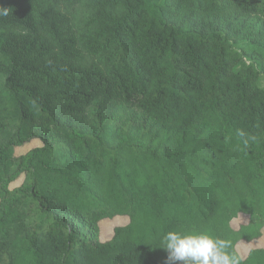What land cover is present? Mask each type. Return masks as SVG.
I'll return each instance as SVG.
<instances>
[{"label":"trees","instance_id":"trees-1","mask_svg":"<svg viewBox=\"0 0 264 264\" xmlns=\"http://www.w3.org/2000/svg\"><path fill=\"white\" fill-rule=\"evenodd\" d=\"M0 8V264H167L169 231L237 256L262 237L264 0Z\"/></svg>","mask_w":264,"mask_h":264},{"label":"clouds","instance_id":"clouds-1","mask_svg":"<svg viewBox=\"0 0 264 264\" xmlns=\"http://www.w3.org/2000/svg\"><path fill=\"white\" fill-rule=\"evenodd\" d=\"M8 9L0 8V15ZM167 264H241V258L227 251L225 241L204 233L169 231L161 238Z\"/></svg>","mask_w":264,"mask_h":264},{"label":"rangeland","instance_id":"rangeland-1","mask_svg":"<svg viewBox=\"0 0 264 264\" xmlns=\"http://www.w3.org/2000/svg\"><path fill=\"white\" fill-rule=\"evenodd\" d=\"M256 86L264 90V75L259 74L258 79L256 81ZM5 142H6L5 139H0V148L5 144ZM34 146H39V142L33 141V142L27 144L23 149L17 150L16 153L21 154V153L25 152L26 150H28L29 148L34 147ZM0 176H4V173L0 172ZM121 218H123V217H118L117 219H121ZM105 221H108V220L101 221L100 229H101L102 234L106 240L108 238V233H109L110 229L112 228L113 224H111V225L110 224H104ZM247 222H248V217L239 216L237 219L233 220V222H232L233 229L237 230L240 226L246 225ZM119 223H120V221H116L114 223V225H117ZM256 248H263L264 249V229L262 231V237L259 240H256V241H253L250 243L241 241L236 245V251L241 258H245L248 255L250 250L256 249Z\"/></svg>","mask_w":264,"mask_h":264}]
</instances>
